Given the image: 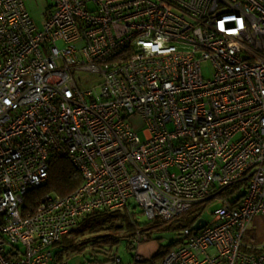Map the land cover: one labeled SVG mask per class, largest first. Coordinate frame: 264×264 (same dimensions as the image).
<instances>
[{"label": "built area", "instance_id": "1", "mask_svg": "<svg viewBox=\"0 0 264 264\" xmlns=\"http://www.w3.org/2000/svg\"><path fill=\"white\" fill-rule=\"evenodd\" d=\"M40 2L37 21L0 0V264H75L56 247L96 210L131 217L135 251L82 264H264V238L244 240L264 215V0ZM56 154L81 184L28 198ZM201 202L205 225L139 251L138 209Z\"/></svg>", "mask_w": 264, "mask_h": 264}, {"label": "trees", "instance_id": "2", "mask_svg": "<svg viewBox=\"0 0 264 264\" xmlns=\"http://www.w3.org/2000/svg\"><path fill=\"white\" fill-rule=\"evenodd\" d=\"M81 181V173L74 166L73 162L67 156L56 154L51 159L47 180L28 192L27 197L36 198L49 193L66 195L76 189L81 184ZM238 186H240V184L226 189L224 194L231 195L233 190ZM206 206L207 202L197 203L171 220H144L143 222L136 221V224L138 223L142 228V234L149 235V239H153L155 235L163 233H171V238H173L178 231L185 227L192 226L200 217H202ZM121 218L122 220L116 223V221ZM135 231L136 225L131 220V217L124 216V214L119 211L108 212L106 210H96L82 216L79 220V225L73 229V232L78 233L79 235H85V238L75 241L69 235L64 236L61 243L56 247L57 256L60 259L69 260L70 255L78 253L86 248L87 245L84 243L80 245L81 241L89 240L91 246L89 254L91 255V258H87L86 260L102 262L104 258L99 257L98 255L95 256L93 250L96 251L99 247L108 245L116 246L124 236V233L126 234L125 237L127 244L131 241V237ZM161 252L162 250L159 248V250L156 251V254L159 255Z\"/></svg>", "mask_w": 264, "mask_h": 264}, {"label": "rangeland", "instance_id": "3", "mask_svg": "<svg viewBox=\"0 0 264 264\" xmlns=\"http://www.w3.org/2000/svg\"><path fill=\"white\" fill-rule=\"evenodd\" d=\"M26 5H27L29 12L35 17V19L37 21H39V18L41 16V11L44 8L42 6L40 0H26ZM95 77L96 76L92 73L85 74V79L92 80V79H95ZM139 135L141 138H144L145 136H148V133L142 131V132H139ZM213 209H214V206H211L210 210H213ZM138 211L139 212L136 214V220L139 222H143L145 220V215L139 209H138ZM203 216L208 220L211 218V214L207 210L204 211ZM120 220H122V218L118 219L116 221V223L120 222ZM68 235L71 236L75 241H78L79 239L82 240L85 238V235H79L78 233H75L73 231L70 232L69 234L65 235V236H68ZM125 235L126 234L124 233V236L122 237L120 242L116 246H114V250H116L117 254H119L122 257V259L126 261L130 258V255L135 250L128 249L125 247V244H126ZM251 235H252L251 231H248L244 240L248 243H253L254 239L251 238L252 237ZM170 240H171L170 238H157V239L151 240L150 242H143L140 244L139 249H140L141 253H144V254L149 251V253H151V254L147 255V256H152L156 251L159 250V248H160V250H164L167 246H169ZM84 241L85 240L81 241L80 245H82L84 243L85 245H87L86 248L82 251H79L78 253L70 255L69 260L74 262L75 264H82L87 258L88 259L91 258V255L89 254V250L91 248L89 240H87L85 242ZM256 242H258V241H256ZM65 243H66V240H65ZM157 257H158V260H160V258H159L160 256L158 255Z\"/></svg>", "mask_w": 264, "mask_h": 264}, {"label": "crops", "instance_id": "4", "mask_svg": "<svg viewBox=\"0 0 264 264\" xmlns=\"http://www.w3.org/2000/svg\"><path fill=\"white\" fill-rule=\"evenodd\" d=\"M248 231H251V234H252L251 238L254 239V242L259 241V240L264 238V215L263 214H257L253 218V220L250 224V227L247 230V233H248ZM154 239H157V238L154 237L153 239H150L147 242H150L151 240H154ZM139 251H140V249H139ZM142 254L146 257H150L147 255H150L151 253H149V251H148L145 254L144 253H142ZM155 254H156V252L153 255H155Z\"/></svg>", "mask_w": 264, "mask_h": 264}, {"label": "water", "instance_id": "5", "mask_svg": "<svg viewBox=\"0 0 264 264\" xmlns=\"http://www.w3.org/2000/svg\"><path fill=\"white\" fill-rule=\"evenodd\" d=\"M245 189L242 190V192L240 193V195H238L237 197H240L242 195H244L245 193ZM206 224V219L205 218H199L196 223L193 225V227H196V228H201L203 225ZM172 236L171 233H163V234H157L155 235V238H170Z\"/></svg>", "mask_w": 264, "mask_h": 264}]
</instances>
